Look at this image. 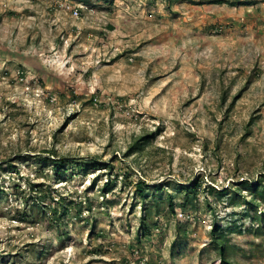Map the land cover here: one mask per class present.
I'll return each instance as SVG.
<instances>
[{"label":"rangeland","instance_id":"obj_1","mask_svg":"<svg viewBox=\"0 0 264 264\" xmlns=\"http://www.w3.org/2000/svg\"><path fill=\"white\" fill-rule=\"evenodd\" d=\"M217 1L0 0V264H264V0Z\"/></svg>","mask_w":264,"mask_h":264},{"label":"trees","instance_id":"obj_2","mask_svg":"<svg viewBox=\"0 0 264 264\" xmlns=\"http://www.w3.org/2000/svg\"><path fill=\"white\" fill-rule=\"evenodd\" d=\"M219 4H222V3H225L223 0H219V1H217ZM54 161H55V163H54V165H53V168H58V169H60V168H63L64 167V161H62V160H58V159H54ZM264 183V181H261V184H263ZM141 182H139V183H137V185H136V188L138 189V192H139V194H140V196H142V197H144V191H143V189H142V186H141ZM244 185H246L247 183H243ZM252 187V186H251ZM222 245H223V243H221ZM223 250V249H222ZM222 254H223V252H222Z\"/></svg>","mask_w":264,"mask_h":264},{"label":"built area","instance_id":"obj_3","mask_svg":"<svg viewBox=\"0 0 264 264\" xmlns=\"http://www.w3.org/2000/svg\"><path fill=\"white\" fill-rule=\"evenodd\" d=\"M75 13H76V14H78V12H77V11H76Z\"/></svg>","mask_w":264,"mask_h":264}]
</instances>
